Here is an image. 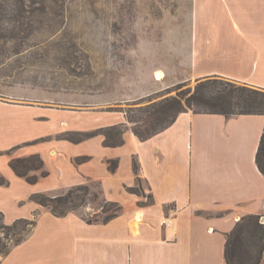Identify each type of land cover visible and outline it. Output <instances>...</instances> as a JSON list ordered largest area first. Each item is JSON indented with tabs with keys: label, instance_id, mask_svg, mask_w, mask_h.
I'll use <instances>...</instances> for the list:
<instances>
[{
	"label": "crops",
	"instance_id": "crops-1",
	"mask_svg": "<svg viewBox=\"0 0 264 264\" xmlns=\"http://www.w3.org/2000/svg\"><path fill=\"white\" fill-rule=\"evenodd\" d=\"M187 22L191 32L180 37L184 71H163L164 82L155 80L135 98L131 89L120 103L159 95L175 81L209 77L264 91V0H195V18ZM97 108L72 129L101 132L80 143L54 145L51 154L68 162L52 168L44 145L13 154L44 137L36 120L44 109L0 99V178L5 182L0 213L7 224L32 220L35 195L87 183H97L103 200L120 205L119 215L106 224L42 210L30 234L1 264H226L227 239L237 223L249 215L264 217V175L256 163L264 114L187 111L148 140L127 129L122 145L108 146L102 129L126 125V118L118 113L111 123H100L105 118ZM39 154L51 167L46 178L30 183L11 167L13 159ZM141 181L145 190L136 186ZM139 191L153 202L142 204ZM165 218L172 224L163 225Z\"/></svg>",
	"mask_w": 264,
	"mask_h": 264
},
{
	"label": "rangeland",
	"instance_id": "rangeland-1",
	"mask_svg": "<svg viewBox=\"0 0 264 264\" xmlns=\"http://www.w3.org/2000/svg\"><path fill=\"white\" fill-rule=\"evenodd\" d=\"M192 17L195 0H0V99L44 109L36 118L44 126V137L15 148L13 154L44 145L51 167H59L68 161L51 154L54 145L80 143L101 132L72 129L76 122L85 123V113L93 108L104 113L103 124L124 113L123 129L127 131L132 129L128 118L145 114L150 105L177 95L188 98L199 83L209 79L231 81L222 77L175 81L159 95L120 103L131 89L136 91L132 94L135 98L157 81V71L179 75L184 71L180 37L191 32L187 20ZM91 101L99 106L91 107ZM202 109L187 106V111ZM41 154L13 159L27 161L19 164L26 180L35 183L51 174ZM136 186L146 188L144 181ZM140 197L142 204L153 202L148 193L141 191ZM35 199L47 204L33 201L37 210L32 220L36 224L42 210H55L64 214L61 217L77 213L88 223L98 224L120 207L100 197L97 183L40 193ZM25 227L20 224L17 230ZM9 233L15 231L8 232L0 225V245L15 238Z\"/></svg>",
	"mask_w": 264,
	"mask_h": 264
},
{
	"label": "trees",
	"instance_id": "trees-1",
	"mask_svg": "<svg viewBox=\"0 0 264 264\" xmlns=\"http://www.w3.org/2000/svg\"><path fill=\"white\" fill-rule=\"evenodd\" d=\"M211 84L214 85L210 86ZM187 106L189 108H203L202 111H194L196 113H216L228 117L243 114H264V91L233 81L223 82L209 79L199 83L190 97L177 95L166 98L157 104L148 106L145 114L134 119L128 118V121L132 125L135 135L145 141L170 127L181 113L187 112ZM123 127L124 125H117L103 131L108 146L123 144ZM26 163V160H14L11 162V167L19 176H23L19 164L23 166ZM256 163L260 172L264 175V133L257 152ZM112 167L115 168L116 164ZM134 170L136 173L139 171L137 161L134 162ZM28 181L34 183L31 180ZM4 183V180L0 178V184ZM62 200L60 199V201ZM35 201L47 207L44 201L38 199H35ZM52 213L57 217L64 215L55 210H52ZM119 213L120 207L116 213L110 215L103 223L114 219ZM262 217L249 215L237 223L227 239L225 248L226 264H262L264 260V223L261 222ZM20 224H25L27 227L19 231L17 228ZM35 224L36 221L30 219H19L12 224H7L3 213H0L1 228L8 232L15 231L14 234L9 233L15 237L10 244L0 245V257L7 256L12 245L22 243Z\"/></svg>",
	"mask_w": 264,
	"mask_h": 264
},
{
	"label": "built area",
	"instance_id": "built-area-1",
	"mask_svg": "<svg viewBox=\"0 0 264 264\" xmlns=\"http://www.w3.org/2000/svg\"><path fill=\"white\" fill-rule=\"evenodd\" d=\"M173 220L171 218H165L162 222L163 225H170L172 224ZM261 222L264 223V217L261 218Z\"/></svg>",
	"mask_w": 264,
	"mask_h": 264
},
{
	"label": "bare ground",
	"instance_id": "bare-ground-1",
	"mask_svg": "<svg viewBox=\"0 0 264 264\" xmlns=\"http://www.w3.org/2000/svg\"><path fill=\"white\" fill-rule=\"evenodd\" d=\"M156 76H157V79H158V80H162V79L165 78V74H164L163 71H157V72H156Z\"/></svg>",
	"mask_w": 264,
	"mask_h": 264
}]
</instances>
